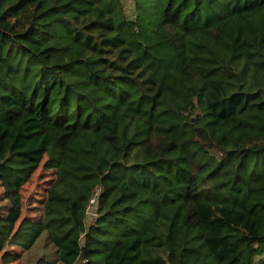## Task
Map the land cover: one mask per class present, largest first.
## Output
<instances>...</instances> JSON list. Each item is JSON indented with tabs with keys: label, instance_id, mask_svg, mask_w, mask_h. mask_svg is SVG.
I'll return each mask as SVG.
<instances>
[{
	"label": "trees",
	"instance_id": "obj_1",
	"mask_svg": "<svg viewBox=\"0 0 264 264\" xmlns=\"http://www.w3.org/2000/svg\"><path fill=\"white\" fill-rule=\"evenodd\" d=\"M125 3L0 0V264H264V0Z\"/></svg>",
	"mask_w": 264,
	"mask_h": 264
},
{
	"label": "rangeland",
	"instance_id": "obj_2",
	"mask_svg": "<svg viewBox=\"0 0 264 264\" xmlns=\"http://www.w3.org/2000/svg\"><path fill=\"white\" fill-rule=\"evenodd\" d=\"M125 1V4L131 8L133 0ZM55 181L56 171L48 170L43 166L33 175L22 191L23 214L17 224V228L24 221L30 223H41L44 221V206L49 189L54 185ZM87 223L89 226L93 225L91 216H88ZM20 241L23 243L28 242L29 234L21 235ZM9 253L19 258L11 264H57L55 249L47 244L46 235H43L30 250H26L22 246H15L9 249Z\"/></svg>",
	"mask_w": 264,
	"mask_h": 264
},
{
	"label": "built area",
	"instance_id": "obj_3",
	"mask_svg": "<svg viewBox=\"0 0 264 264\" xmlns=\"http://www.w3.org/2000/svg\"><path fill=\"white\" fill-rule=\"evenodd\" d=\"M98 194L99 193H97L90 199L88 210H87V214L88 216H91L93 225L96 223L97 218H98V215L96 214V211L98 208V200H97Z\"/></svg>",
	"mask_w": 264,
	"mask_h": 264
}]
</instances>
